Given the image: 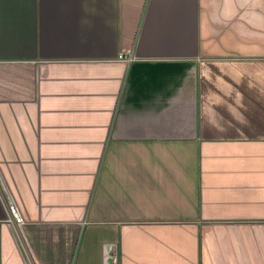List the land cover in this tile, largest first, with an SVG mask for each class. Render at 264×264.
Returning <instances> with one entry per match:
<instances>
[{
    "label": "crops",
    "instance_id": "obj_1",
    "mask_svg": "<svg viewBox=\"0 0 264 264\" xmlns=\"http://www.w3.org/2000/svg\"><path fill=\"white\" fill-rule=\"evenodd\" d=\"M36 262L264 264V0H0V264Z\"/></svg>",
    "mask_w": 264,
    "mask_h": 264
},
{
    "label": "built area",
    "instance_id": "obj_2",
    "mask_svg": "<svg viewBox=\"0 0 264 264\" xmlns=\"http://www.w3.org/2000/svg\"><path fill=\"white\" fill-rule=\"evenodd\" d=\"M5 204L8 210V218H7V224L13 228L14 230L17 229V227L21 226L24 223V216L13 199V197L9 194L5 195ZM33 264H42L39 262L33 263Z\"/></svg>",
    "mask_w": 264,
    "mask_h": 264
}]
</instances>
